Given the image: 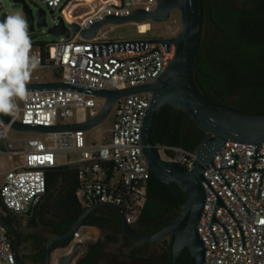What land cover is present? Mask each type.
<instances>
[{"label": "built area", "instance_id": "obj_1", "mask_svg": "<svg viewBox=\"0 0 264 264\" xmlns=\"http://www.w3.org/2000/svg\"><path fill=\"white\" fill-rule=\"evenodd\" d=\"M42 1L53 12L59 9V17H63L71 29L75 23L87 29L109 16H129L137 10L152 12L159 7L158 0ZM59 17L56 25L60 23ZM182 30V12L174 9L167 21L148 18L143 22L107 24L92 40L75 31L69 37L62 36L59 41L50 43L37 41L30 35L31 54H38L39 64L32 71L28 84L68 83L84 90L28 91L27 100L16 101L18 113L13 120L54 127L89 122L101 111L106 98L86 89L114 91L155 82L177 53L175 44L169 48L163 41L176 39ZM152 97L151 92H144L119 99L112 110L111 140L103 139L92 145L87 143L88 130L83 129L33 131V136L13 137L11 132L19 130L0 116V153L24 157L23 163L12 168L0 182V211L4 213L7 209L13 215H20L40 205L48 189V170L62 165L59 156L69 153L79 154L68 165L78 168L80 197L85 207L96 202L115 204L125 213L128 224H137L143 217L153 176L141 139ZM158 148L161 156L166 153L168 159L165 160L188 168L197 158L196 151L179 146L163 144ZM255 150V145L229 140L214 159L218 168L234 166L235 157L231 154H239L237 172L225 169L222 174L249 208L250 215L213 166L205 171L207 180L240 222L246 239V250H243L237 223L221 207L217 218L229 230L233 248H229L227 233L219 223H214L212 228L219 240L216 246L209 227L217 197L204 181L207 200L199 232L206 246L205 264H264V181L260 202L256 200L261 172H252L248 189L245 185L248 169L253 167L250 156L255 155ZM259 154H264V144L260 145ZM256 168H264V158L257 159ZM3 213L0 212L2 216ZM13 238L0 221V264H23L15 252ZM74 245L75 242L58 248L52 253L50 264H59L61 257L72 251ZM20 258L27 263L21 251Z\"/></svg>", "mask_w": 264, "mask_h": 264}, {"label": "water", "instance_id": "obj_2", "mask_svg": "<svg viewBox=\"0 0 264 264\" xmlns=\"http://www.w3.org/2000/svg\"><path fill=\"white\" fill-rule=\"evenodd\" d=\"M15 1L24 4V11L30 22L31 33L34 32L35 23H37L39 28L48 25L47 13L44 9L40 10V15L36 20L34 11L26 0ZM158 1L159 7L155 11L147 12L145 10H137L129 16H109L104 21L97 22L87 29H82L77 23L73 24L71 29L66 25L64 18L59 17L60 23L50 29V33L56 35L58 38L62 36L69 37L71 32L75 31L80 32L83 38L92 40L97 37L100 29L107 24H124L128 21L143 22L148 18L160 22L167 21L170 18L172 10L179 9L182 12L183 30L176 39L163 41L169 48L172 44H175L177 46V53L166 70L155 82L114 91L86 89L87 92L106 98V102L101 111L85 124L60 125L58 127L46 125L33 126L20 121H14L11 116L3 114H0V116H2L7 123H12L14 129L22 132H50L53 130L73 131L77 129L90 130L102 124L109 117L119 99L131 94L151 92L153 94L151 105L144 117L141 129L143 152L149 162V167L154 179L157 178L168 185H171L173 182L179 185L181 191L172 189L171 192L173 196L180 201L181 211L175 219L158 232L145 235L138 233L127 223L126 215L119 206L106 202H96L78 217L67 232L56 234L45 243V260L42 264L51 263L52 249L54 244L58 242L69 243V245L75 242L71 253L62 256L59 264H72L75 258L81 253L87 240L98 242L100 239V228L87 225L86 221L91 213L100 207H110L116 210L121 217V226L124 233L136 242L144 244L158 243L161 241L166 242L169 236L174 234L176 238L172 250V264H181V258L186 248L189 249L195 260V264H205L206 246L199 232V225L207 200L204 181L217 197L215 210L209 227V231L215 239L216 246L219 245V240L212 228L214 223H219L227 233L229 248H233L229 230L225 224L217 218L218 209L223 207L237 223L242 236L243 250H246L245 234L240 222L207 180L205 171L209 166H213L250 215L251 211L249 208L222 174V171L225 169H232L235 173L237 172L239 154H231V156L235 157L234 166L226 165L222 168H218L214 164V159L229 140L241 144L255 145V155L250 156V159H253V167L248 169L245 185L248 189L250 174L252 172H261L259 191L256 197V200L260 202L264 181V168L258 169L256 168V164L258 158H264V154H259V147L264 144V112L245 111L231 105L213 103L206 98L200 89L195 76V66L200 55L204 36L205 16L203 0ZM6 17V15H3L0 17V20ZM61 88L84 90L82 87L68 83L27 84L28 91H43ZM165 106L187 112L197 126L207 134L196 150L197 158L191 164V168L163 159L154 140L153 134L157 115ZM183 195L186 196L187 202H184ZM188 216V225L186 228H182L181 225ZM0 221L8 228L9 232L14 237L15 252L19 261L23 264H27L20 258V251L23 245L21 232L1 214Z\"/></svg>", "mask_w": 264, "mask_h": 264}, {"label": "trees", "instance_id": "obj_3", "mask_svg": "<svg viewBox=\"0 0 264 264\" xmlns=\"http://www.w3.org/2000/svg\"><path fill=\"white\" fill-rule=\"evenodd\" d=\"M203 2L205 15L217 26L219 37L211 41L203 38L201 52L195 66V76L200 89L209 101L218 104H226L231 94L238 93L243 99L235 102L237 108L264 112V78H259V75L264 73V41H250L237 35V28L228 16L225 0H203ZM167 108L165 106L160 110L156 123L162 119L166 120L172 135L179 137L180 127L187 119L178 109L169 108L168 110ZM192 127L195 128L191 131L192 134L199 132L193 146H187L174 140L163 143L196 151L207 134L197 126L195 121ZM154 140L156 143L159 142L155 136ZM80 188L77 167L65 164L48 170V189L43 200H46V205L51 203L50 212L57 218L56 221L50 223L52 227H55L53 233L67 232L87 209L80 197ZM170 197L173 198L172 195ZM173 200L175 203L150 192L145 203L143 217L134 225V230L141 234H150L168 225L177 217L178 210H180L178 208L181 207L176 198ZM39 206L34 209L37 211ZM42 208L41 215L45 207L42 205ZM4 216L9 220L14 215L4 209ZM33 224H38L36 218ZM86 224L99 228L114 225L116 230L122 233V237L117 235V239L114 240L111 237L99 239L85 252L77 264H100L105 255L113 254L110 253L109 246L118 244L120 241L126 248H134L137 245L149 246V244L139 243L128 237L122 229L119 213L110 207H100L93 211ZM13 241L15 245L14 238ZM22 241L25 243L24 239ZM174 242L175 237L166 244L169 251L166 259L150 258L139 248L130 252L128 257L142 261L141 264H172ZM39 245V249L31 253V258L35 263L42 264L45 260L44 244L39 243ZM68 245L69 243L58 242L54 244L52 251L55 252L58 248ZM112 264L134 263L123 261ZM181 264H185L183 258H181Z\"/></svg>", "mask_w": 264, "mask_h": 264}, {"label": "rangeland", "instance_id": "obj_4", "mask_svg": "<svg viewBox=\"0 0 264 264\" xmlns=\"http://www.w3.org/2000/svg\"><path fill=\"white\" fill-rule=\"evenodd\" d=\"M26 2L34 11V16L36 20L38 19L40 15L41 9H44L46 11L47 22H48L47 26L43 28H39L37 23H35L34 32L31 33L30 22L24 11V4L16 2L15 0H0V17L3 15L8 16V15L15 14V13H21L24 16V18L27 20L28 26H29V33L30 35H33L34 39H36L37 41L46 42V43L59 41L60 38L50 33V29L53 28L58 22V17L61 11L58 9L57 11L53 12L52 9H50L48 5L42 0H26ZM217 36H218L217 28L214 26L212 22L207 20L205 23V27H204V38L206 39V41H211L217 38ZM238 96L240 95L238 94ZM21 101L22 100H19L20 103ZM113 117H114V112L112 111L109 117L102 124L87 131V143L89 145L101 143L103 139L106 140L107 142L111 140L112 134H111L110 128L113 124ZM11 135L13 137H29V136L35 135V133L13 131L11 132ZM77 157H79V154L63 153L59 156V163L62 165H65V164L70 163ZM162 157L164 159H168L166 153L164 152L162 153ZM23 161H24L23 156L0 153V182L3 181L6 174L12 168L23 163ZM42 205L45 208L43 210L44 211L43 214L41 215V211L43 209ZM44 205H46V200H43V202L39 206V209L36 211V221L38 225H36L35 228L27 229L25 231L27 234L26 237L28 241H27L26 246H22L21 255L24 261L29 264L35 263L33 259L31 258V253H34L39 249L40 245L38 243L45 244L52 236L55 235L53 233V229L50 223L51 221H56L57 218L55 216H52L50 212L51 203L47 204L46 206ZM0 212L3 213L2 210ZM20 215H23V214H20ZM100 230H101L100 239L111 237L114 240V239H117L116 237L117 235H120L122 237V233L117 231L114 225H110L105 228H100ZM63 248L65 247H61L59 249H63ZM138 248L142 250L141 252H143V254L153 259L161 260V259L166 258L169 255L168 247L163 241L160 243H155L154 245L146 246V247L137 245L134 248H131V247L126 248L124 243L120 241L118 244H112L111 246H109V251L110 253L112 252L113 254L105 255L101 259L100 264L120 263L123 261L124 262L131 261L134 264H141L142 261L140 260L138 261L136 259H130L128 257L130 252H134ZM69 253H71V250L66 252L64 255L69 254Z\"/></svg>", "mask_w": 264, "mask_h": 264}, {"label": "flooded vegetation", "instance_id": "obj_5", "mask_svg": "<svg viewBox=\"0 0 264 264\" xmlns=\"http://www.w3.org/2000/svg\"><path fill=\"white\" fill-rule=\"evenodd\" d=\"M225 1L227 4L228 16L231 22H233L235 27L237 28V31H238L237 35L239 37H242L250 41H264V0H225ZM204 16H205V23L207 20H209L210 22L214 24L212 20L206 17L205 11H204ZM214 26L217 28L215 24ZM218 37H219V31H218L217 38ZM217 38H215L214 40H216ZM200 52H201V49H200ZM259 78H264V73L260 74ZM236 96H238V93L231 94L229 96L230 100L229 102H226V105L237 107L235 102L241 101L243 98L241 96H238V97ZM167 107H168L167 108L168 110H170L169 108H173L170 106H167ZM179 111L182 112L184 117L187 119L185 123L180 127V131H179L180 136L179 137L173 136L167 121L162 119V121L155 124V128H154L153 135L159 140V142L156 143L157 146L163 145L164 144L163 142L171 141V140L179 141L182 144L187 145V146L194 145L195 137H198L199 135V132L196 134L191 133L192 130H195V128L192 127L194 120L191 118V116L187 112L182 111V110H179ZM172 189L181 191L177 183L173 182L171 185H168L157 178L154 179L152 176L151 181H150L149 193L151 192V194H159L164 199L172 203H175L174 200L172 201V199H175V197L173 196L171 192ZM170 195H172L173 197L172 199ZM183 200L184 202H187V198L184 195H183ZM176 201L178 200L176 199ZM178 202L180 203V201ZM178 209H180L178 210V214H179L181 211V207ZM35 218H36V210L32 208L26 213H24L23 215H14L11 219L8 220L21 232L22 239L25 240V243H23L22 246H26L27 244V241H26L27 234L25 231L27 229H32L36 227V225L33 224ZM120 220H121V217H120ZM188 221H189V216L183 221L181 227L186 228L188 225ZM132 227L134 228V226ZM52 229H55V227H52ZM54 234L56 235L58 233H54ZM150 234H154V233H150ZM150 234H145V235H150ZM174 237L175 235L172 234L171 236H169L166 242L164 241L163 242L167 244L168 242L173 240ZM154 244L155 243H150L149 245H154ZM182 258L185 264H195V260L193 259L188 248L184 250Z\"/></svg>", "mask_w": 264, "mask_h": 264}, {"label": "clouds", "instance_id": "obj_6", "mask_svg": "<svg viewBox=\"0 0 264 264\" xmlns=\"http://www.w3.org/2000/svg\"><path fill=\"white\" fill-rule=\"evenodd\" d=\"M32 53L27 20L21 13L0 20V114L16 118L17 100L28 99L27 84L39 64Z\"/></svg>", "mask_w": 264, "mask_h": 264}, {"label": "bare ground", "instance_id": "obj_7", "mask_svg": "<svg viewBox=\"0 0 264 264\" xmlns=\"http://www.w3.org/2000/svg\"><path fill=\"white\" fill-rule=\"evenodd\" d=\"M134 27H135V28L138 27V28H140V29H145V27H143V26H137V25H134ZM107 30H108V28H107L105 31H107ZM93 243H94L93 240H87L86 243H85L84 248H83L82 251H81V253L75 258V260L73 261L72 264H76V263L80 260V258H81V256L83 255V253L86 252V250H87V249H88Z\"/></svg>", "mask_w": 264, "mask_h": 264}]
</instances>
